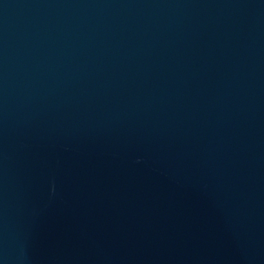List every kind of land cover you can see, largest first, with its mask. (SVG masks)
<instances>
[{
  "label": "water",
  "instance_id": "obj_1",
  "mask_svg": "<svg viewBox=\"0 0 264 264\" xmlns=\"http://www.w3.org/2000/svg\"><path fill=\"white\" fill-rule=\"evenodd\" d=\"M0 264H264V0H0Z\"/></svg>",
  "mask_w": 264,
  "mask_h": 264
}]
</instances>
